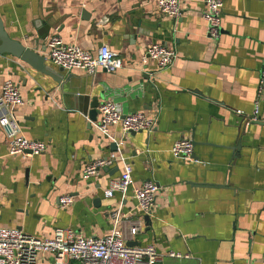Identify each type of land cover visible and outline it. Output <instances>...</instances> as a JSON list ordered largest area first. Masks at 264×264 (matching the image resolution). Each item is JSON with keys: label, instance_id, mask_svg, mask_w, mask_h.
<instances>
[{"label": "crops", "instance_id": "obj_1", "mask_svg": "<svg viewBox=\"0 0 264 264\" xmlns=\"http://www.w3.org/2000/svg\"><path fill=\"white\" fill-rule=\"evenodd\" d=\"M222 1L220 34L211 40L203 0H181L176 18L161 15L155 0H0L8 36L39 54L57 34L90 51L107 45L122 61L115 72L99 69L92 77L71 69L74 83L61 86L0 53V87L11 79L23 98L13 109L19 129L46 145L37 155H8L0 128V227L40 238L57 228L84 237L118 228L130 245H154L156 264H264V85L258 119L245 124L264 72V0ZM153 43L175 51L170 67L141 63ZM77 91L114 101L125 113H158L156 127L124 133L114 125L105 135L95 127L98 113L92 121L74 105ZM179 138L192 141L191 158L170 153ZM113 143L131 163L132 183L125 195L107 198L103 191L122 164L88 179L81 170L115 151ZM146 180L159 185L148 220L132 191ZM62 195L72 196L69 206L59 207ZM109 211L124 216L116 224ZM36 264L53 263L45 253Z\"/></svg>", "mask_w": 264, "mask_h": 264}, {"label": "built area", "instance_id": "obj_2", "mask_svg": "<svg viewBox=\"0 0 264 264\" xmlns=\"http://www.w3.org/2000/svg\"><path fill=\"white\" fill-rule=\"evenodd\" d=\"M205 9L201 13L206 22V37L216 40L221 30L222 0H203ZM155 5L163 16L176 18L181 13V0H155ZM45 56L53 64L65 70L83 69L89 74L102 69L115 72L122 67L121 58L107 45H101L95 51L84 49L75 44L64 43L57 34L48 36L45 42ZM152 60L159 69H166L175 59V51L161 43L149 45L141 55V63ZM264 72L259 80L257 98L252 114L246 117L245 124L258 119V103L264 85ZM23 104L17 85L6 79L0 87V128L5 133L8 143V155L28 157L45 150V143L26 138L20 131L13 109ZM98 119L95 127L105 135L110 127L119 125L124 133L151 132L158 120V113L147 115L143 112H124L120 104L103 100L97 106ZM174 157L191 158L193 143L188 138L175 140L169 149ZM122 164L118 178L109 181L103 191L104 197H112L115 192L125 195L132 183V166L122 155L119 146L107 155L89 161L81 170V177L88 179L114 163ZM159 185L146 180L135 187L133 197L140 211L150 214ZM71 195H62L58 199L59 207L72 203ZM114 223H119L122 216L117 211H109ZM137 225L131 226L130 234H136ZM49 254L53 264H156L159 260L154 245H130L118 228H112L101 237H84L71 229L57 228L52 237H36L18 228L0 227V264H36L38 255ZM174 258L186 257L181 253L169 252Z\"/></svg>", "mask_w": 264, "mask_h": 264}, {"label": "water", "instance_id": "obj_3", "mask_svg": "<svg viewBox=\"0 0 264 264\" xmlns=\"http://www.w3.org/2000/svg\"><path fill=\"white\" fill-rule=\"evenodd\" d=\"M47 31L49 30V26L46 27ZM45 34V33H44ZM41 33V37L43 35ZM40 48L32 46L31 48L25 46L21 42L17 40L11 39L6 33L2 20L0 19V53H8L14 57L19 58L21 61L29 64L33 68L38 71H42L47 73L52 77V79L59 83L61 86H68L74 83L73 77L71 74H67L68 70L63 69L60 66L53 64L49 60H45L46 57L44 55L39 54ZM52 63L55 65L51 66ZM92 77L91 74L88 75ZM74 105L76 108L81 111L83 114H87L92 121L96 120L97 115V106L99 105L98 96L89 97L88 93L76 92L73 97ZM114 146L116 145L113 143ZM116 148V147H115ZM145 219L148 220V216L146 215Z\"/></svg>", "mask_w": 264, "mask_h": 264}]
</instances>
